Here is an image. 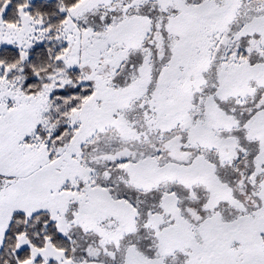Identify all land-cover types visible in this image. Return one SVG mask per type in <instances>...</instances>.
Returning <instances> with one entry per match:
<instances>
[{
  "label": "snow or ice",
  "instance_id": "obj_1",
  "mask_svg": "<svg viewBox=\"0 0 264 264\" xmlns=\"http://www.w3.org/2000/svg\"><path fill=\"white\" fill-rule=\"evenodd\" d=\"M0 264H264V0H0Z\"/></svg>",
  "mask_w": 264,
  "mask_h": 264
}]
</instances>
